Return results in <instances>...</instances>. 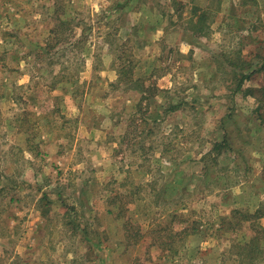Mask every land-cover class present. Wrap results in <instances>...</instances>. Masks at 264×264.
<instances>
[{
	"label": "rangeland",
	"instance_id": "rangeland-1",
	"mask_svg": "<svg viewBox=\"0 0 264 264\" xmlns=\"http://www.w3.org/2000/svg\"><path fill=\"white\" fill-rule=\"evenodd\" d=\"M259 208L264 0H0V264H264Z\"/></svg>",
	"mask_w": 264,
	"mask_h": 264
},
{
	"label": "trees",
	"instance_id": "trees-1",
	"mask_svg": "<svg viewBox=\"0 0 264 264\" xmlns=\"http://www.w3.org/2000/svg\"><path fill=\"white\" fill-rule=\"evenodd\" d=\"M205 20V16H204V14H200L199 15V20H198V22L199 23H201V24H199V25H197L201 30L203 29V26H202V22ZM250 215H251V217H261V216H263L264 215V213H263V209L261 208H259L255 213H250Z\"/></svg>",
	"mask_w": 264,
	"mask_h": 264
}]
</instances>
